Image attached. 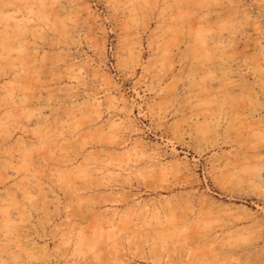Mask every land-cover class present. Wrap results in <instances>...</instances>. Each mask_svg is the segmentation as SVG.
Wrapping results in <instances>:
<instances>
[{"label": "rangeland", "instance_id": "374dc122", "mask_svg": "<svg viewBox=\"0 0 264 264\" xmlns=\"http://www.w3.org/2000/svg\"><path fill=\"white\" fill-rule=\"evenodd\" d=\"M262 7L0 0V264H264Z\"/></svg>", "mask_w": 264, "mask_h": 264}, {"label": "snow or ice", "instance_id": "6c2138e0", "mask_svg": "<svg viewBox=\"0 0 264 264\" xmlns=\"http://www.w3.org/2000/svg\"><path fill=\"white\" fill-rule=\"evenodd\" d=\"M52 6L55 7V5H52ZM39 7L41 8V10H43V9H45L48 6L43 4V3H41L39 5ZM82 7H83V5H82ZM44 19H47V16H46V14L43 11H41L40 20L37 21V22L42 24ZM85 22L87 23L88 21H85ZM92 26L94 28L96 27L95 24H93ZM252 27H253V25L251 23V18H249V22L244 24V28H246L249 32H251ZM255 27L259 29V31H260V33L262 35H264V7H262V9H261L260 20L255 25ZM41 31H42V29H41ZM14 46L18 47L19 50L23 53L24 49L20 45L17 44V45H14ZM262 63H264V62H262ZM85 71L86 70H85L84 67H81L80 70H79V75L81 77H84V79H85V88L87 89L89 80H91V81H99L98 83L93 85L95 91L92 94L95 95L97 92H99L101 94H104L103 90L105 88H107V89H109V92L106 93L105 95H106V97L110 98V96H111V91L110 90L112 89V82H111L110 78L107 77V76H104L103 78H100V76H99V71L100 70L99 69L96 70L97 73H98V75H96V76H93L90 73L87 76H85ZM25 91H27V89H25ZM86 94H87V92H86ZM20 103L27 104L28 103V97L26 95H21L20 97H18L17 106H19ZM92 104H93L92 115H97L98 113L95 112V109L99 108L102 111L103 110V106H104V100L97 99V100L92 101ZM110 110H111V108L109 107V111ZM261 184L264 185V177H262ZM261 195L264 196V187L261 188ZM25 264H49V261L46 260V259H39V260L31 261V262L26 261Z\"/></svg>", "mask_w": 264, "mask_h": 264}]
</instances>
